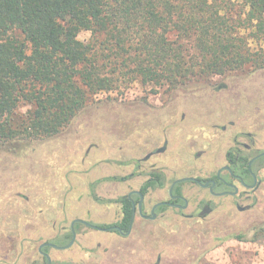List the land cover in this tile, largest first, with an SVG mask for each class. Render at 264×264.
I'll use <instances>...</instances> for the list:
<instances>
[{
  "label": "rangeland",
  "instance_id": "obj_1",
  "mask_svg": "<svg viewBox=\"0 0 264 264\" xmlns=\"http://www.w3.org/2000/svg\"><path fill=\"white\" fill-rule=\"evenodd\" d=\"M89 37L79 35L83 41ZM249 71L177 90L133 83L97 95L53 138L0 143V264H47L39 246H61L60 236L73 219L114 223L119 205L108 201L140 189L142 172L153 167L165 170L166 187L202 168H218L236 129L231 121L255 134L263 150L264 70ZM222 125L226 131L215 128ZM241 140L249 142L245 136ZM138 159L140 168L133 162ZM182 190L192 203L207 197L191 182ZM166 194L167 188L149 192L148 209ZM218 201L206 219L172 209L154 222L138 219L129 238L80 224L71 248L46 251L53 264H264V186L239 200L243 210L232 197ZM193 212L191 205L186 215Z\"/></svg>",
  "mask_w": 264,
  "mask_h": 264
},
{
  "label": "trees",
  "instance_id": "obj_2",
  "mask_svg": "<svg viewBox=\"0 0 264 264\" xmlns=\"http://www.w3.org/2000/svg\"><path fill=\"white\" fill-rule=\"evenodd\" d=\"M242 1L0 0V143L53 138L133 83L177 90L264 70V0ZM150 176L143 193L164 186Z\"/></svg>",
  "mask_w": 264,
  "mask_h": 264
},
{
  "label": "flooded vegetation",
  "instance_id": "obj_3",
  "mask_svg": "<svg viewBox=\"0 0 264 264\" xmlns=\"http://www.w3.org/2000/svg\"><path fill=\"white\" fill-rule=\"evenodd\" d=\"M230 125H235L236 129L232 131L231 135V145L226 150L224 163L220 165L216 169L208 170L206 168L200 169L201 173L194 176H186L182 178H190V180L185 182H191L196 186L207 191V197L203 199H199L196 202H190V199L187 194L182 190V183L174 184V182L178 179H175L170 182L169 186H167L166 182V173L165 170L161 167H153L150 171L142 172L145 175V181L140 189L131 190L128 194L118 197L116 200H111L108 202H115L119 205V210L117 212V219L112 224H97L93 223L89 220L76 218L73 219L70 223V230L63 236L61 246L67 245L72 239V228L71 225L75 220H81L83 222H76L74 224V230L76 232V239L78 232L76 228L78 225H83L89 227L90 229H94L95 231L100 232H108V233H117L122 238L132 237L134 233V229L137 225V220L140 219L141 222H154L157 219L163 218L166 211L168 209H172L175 211L176 215L181 216H189V217H199L200 219H206L209 215H211L216 209L218 205V200H221L225 197H232L236 199V206L238 209L243 210L244 207H241L238 203L239 200L248 199L251 197L252 193L256 192L260 189V187L264 186V178L262 177V172H264V149L261 150L259 138L255 136V134L245 133L240 128L239 122L231 121ZM215 128L226 131L227 126L222 125L219 128L215 126ZM247 137L249 142H244L241 140L243 137ZM166 144V141L165 143ZM166 146L157 148L145 156V161H148L155 155L156 153L165 152ZM206 150H202L201 152H205ZM198 153V155H202V153ZM136 168L141 167V160L133 161ZM131 162V163H133ZM152 171H159L164 175V186L156 187V188H148L145 193H143V186L146 184L148 180H150V173ZM132 176V175H131ZM130 176V177H131ZM126 177V178H130ZM125 178V179H126ZM132 178V177H131ZM167 188L166 200L157 201L152 204L151 208L148 209V195L151 191H162ZM142 195V198L140 194ZM127 198L131 203V208L133 211L132 217L128 222H126V214L124 212V204L123 199ZM141 204V207H140ZM160 204V205H159ZM158 205V206H157ZM194 207V212L190 215H186V211L190 208V206ZM209 212L206 214V210ZM0 221H4L1 207H0ZM20 222L19 219L17 220ZM76 243V240L74 244ZM45 245L42 248V251L39 253L44 257L47 262L48 255L46 249L47 247H52L48 242L42 243L41 245ZM73 244V245H74ZM40 245V246H41ZM72 245V246H73ZM39 246V248H40ZM71 246V247H72ZM70 247V248H71ZM53 248V247H52ZM69 249V248H68ZM59 250V249H58ZM63 250V249H60ZM67 250V249H64ZM52 259V258H51ZM53 264V261H52Z\"/></svg>",
  "mask_w": 264,
  "mask_h": 264
},
{
  "label": "water",
  "instance_id": "obj_4",
  "mask_svg": "<svg viewBox=\"0 0 264 264\" xmlns=\"http://www.w3.org/2000/svg\"><path fill=\"white\" fill-rule=\"evenodd\" d=\"M188 180H190V178H181V179H178V180H176L175 182H174V184H173V186L175 185V184H178V183H182V182H185V181H188ZM138 194H140V196H141V198H142V195H141V193L140 192H137ZM160 205V204H159ZM158 206V205H157ZM140 207H141V204H140ZM76 222H83V221H81V220H75V221H73V223H72V225H71V228H72V239H71V241L67 244V245H65V246H56V245H51L53 248H56V249H68V248H70L73 244H74V242H75V240H76V232H75V230H74V224L76 223ZM45 245L43 244V245H41L40 246V248H39V251L41 252L42 251V248L44 247ZM46 257H47V264H52V259H51V257L49 256V255H46Z\"/></svg>",
  "mask_w": 264,
  "mask_h": 264
}]
</instances>
